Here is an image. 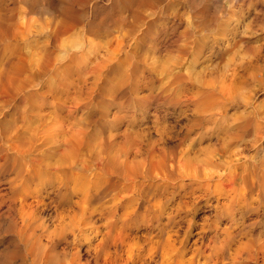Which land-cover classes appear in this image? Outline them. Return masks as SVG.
<instances>
[{
    "label": "clouds",
    "instance_id": "9594fccd",
    "mask_svg": "<svg viewBox=\"0 0 264 264\" xmlns=\"http://www.w3.org/2000/svg\"><path fill=\"white\" fill-rule=\"evenodd\" d=\"M258 4L264 0H22L34 46L61 56L60 69L88 66L116 34L127 41L120 53L128 64L119 55L109 61L83 109L61 110L79 135L75 147L56 140L44 149L29 139L13 149L5 136L25 126L26 116L17 119L28 105L0 102V149L13 153L0 162V264H264V25L248 27L250 14L264 16ZM141 53L153 71L161 57L174 59L167 78L156 87L136 63L139 75L121 87ZM229 77L246 99L236 89L202 116L175 111L189 84L202 97L208 79L215 91ZM148 89L177 117L166 140L152 139L142 106L124 103ZM153 148L167 170L153 171ZM177 150L187 166L178 171ZM133 151L138 170L130 176ZM236 176L231 192L219 187Z\"/></svg>",
    "mask_w": 264,
    "mask_h": 264
},
{
    "label": "rangeland",
    "instance_id": "374dc122",
    "mask_svg": "<svg viewBox=\"0 0 264 264\" xmlns=\"http://www.w3.org/2000/svg\"><path fill=\"white\" fill-rule=\"evenodd\" d=\"M3 3H1L0 0V4L4 6V8L2 6V9H6V7L7 8L13 7L12 9L14 10L13 11L11 9L13 13L12 14L13 20L10 24L6 25L5 28L6 29L7 27L10 28L12 25V30L16 34L12 36L10 40H4L0 45L1 48L0 58H1L2 66L3 63H6L4 64V68H6L7 66L6 71L9 69V71L6 72V73L9 72V74L5 75L4 73L1 77V83H0L1 94L4 99L11 98L14 95L13 91L15 90V86H16L15 82H18L16 80L21 77L23 78L22 81L26 79V77L29 75V71H27L28 68H33L35 72H38L41 70L42 67L41 65L49 64L47 74L49 73L52 74L51 78L47 79L39 89H35L33 87L28 88L30 90L28 95H30V97L27 98V96H25L23 97L24 100L20 99L17 101L20 104L21 108L23 107L24 104L30 106L32 109L30 112L31 114L38 113V111H42L46 113L47 117H45L44 119H46L45 125L47 127L50 126L54 128L56 127L57 124H64L65 126L66 124H70V121L63 120L60 118L61 110L67 113H72L78 107L81 110L83 109L84 105L81 102L87 101L90 96L94 95L97 80L101 76L103 70L105 69V66L108 64L109 61H111L112 57L116 58L119 55L120 61L122 62V63L120 62V64L123 67H126L128 64V60L125 61L123 55L120 52H118L117 36L119 34H116L111 39V42L107 45V51H101L99 57L96 60H93L92 63L86 67L81 68L74 63L73 65L74 74H69L67 70H63L58 67L62 59L61 56L49 55L45 51H42L39 47L34 46V42L32 41L31 36H29L28 34L29 29L26 28L25 26V19L22 14L23 9L21 8L22 0H11V1L4 0ZM1 5H0V9H1ZM256 7L264 9V5L258 4L256 5ZM250 18L253 20L252 24L248 25V27L251 28V31L255 32L257 31L259 26L264 25V16H261L259 18H253L252 15L250 14ZM245 23L247 24V21ZM260 39L264 40V34H261ZM257 42L258 41L254 37L251 40H249L250 45H255ZM69 45L74 47L75 42L70 40ZM243 53L244 50L241 51V54ZM147 55H148L147 53H141L136 56V62L133 64L132 71L130 73H124L120 79L121 87H123L132 76L139 75V72H137L136 70V63H139L142 66L141 71L147 70L150 73V75L154 78L156 82V87H159V84L164 82V79L167 78L168 74L161 73L160 72L161 68L163 65L167 66V68L168 67L170 68L169 65L174 63V59L172 58L166 59L164 57H161L159 63L155 65V70L153 71V69L150 68L145 63ZM12 60L13 61L15 60V62L17 61V63L13 62ZM22 60L25 61L23 62ZM26 62L27 65H25ZM9 63L11 64L8 65ZM21 63H24L25 66ZM12 64H14L13 67L11 66ZM8 66L11 67L8 68ZM16 66L17 68H14ZM20 69L22 71H24L25 69L27 70H25V72H22L20 71ZM19 71L22 72L23 75ZM13 72L19 75L17 76L18 78L16 77V75H13L16 77V78L13 77L12 79L13 81L15 80V82L10 80L12 77V75L10 74H13ZM39 76L41 80L44 79L45 75L40 74ZM40 80L35 81V84H38ZM231 81H232L231 77L221 80L218 86H216L217 90L213 91L214 93L211 92L213 98L209 100H206L203 97H197L196 94L199 91L198 85L189 84L185 88L182 97L185 103L181 104L180 109H176L175 111L178 114L182 112H186L193 118L196 116L197 113H199L202 116L204 114L202 112L203 109L202 107L207 105L208 111L206 113L211 112L213 109L217 108L226 98L231 97L234 91L239 88H240L239 89L240 96L246 99L247 98L246 90L240 86V82L237 81L236 84L234 85L233 81L232 82ZM237 86L238 88H236ZM150 93H152V90L148 89L143 94H137L135 96L130 95L124 100V103L136 104L142 106L144 109V116L147 122V128L151 132L152 139L156 141L166 140L168 136H170L172 133L171 126L172 124H174L175 119L177 117L174 115H169V113L173 112V109L163 106L162 103L163 97H160V99L157 100H153L151 99ZM9 95L11 97H9ZM16 98L18 97L16 96ZM12 101L13 100H11V102ZM206 102L209 103V105L206 104ZM134 131H139V129H134ZM152 152L157 155L161 154L159 148H153ZM128 159L137 160L136 153L134 151L131 152L128 156Z\"/></svg>",
    "mask_w": 264,
    "mask_h": 264
},
{
    "label": "bare ground",
    "instance_id": "6f19581e",
    "mask_svg": "<svg viewBox=\"0 0 264 264\" xmlns=\"http://www.w3.org/2000/svg\"><path fill=\"white\" fill-rule=\"evenodd\" d=\"M3 2H4V0H1V3H3ZM2 6L3 5H1V9H0V45L2 44V42L4 40H10V38L16 34L12 30V25H11L10 28H8V27H7V29L5 28V26L10 24L12 22V20H13V17H12L13 13L11 11V9L13 7L12 8H7L6 7V9H2ZM3 8H4V6H3ZM130 20H131V18H129V21ZM117 38H118V43H117L118 52H120L121 47L122 46H126L127 41L126 40H122L119 35L117 36ZM114 58L115 57H112V59H114ZM126 60L127 59H125V61ZM22 61L24 62L25 60H22ZM13 62H15V60ZM15 63H17V61ZM30 63H31V61H30ZM4 64H6V63H3V66H2L1 58H0V69H2V71H0V83H1L2 75L4 73H5V75L9 74V72L6 73L7 71H9V69L6 71L7 66H6V68H4ZM10 64L11 63H9L8 65H10ZM21 64L24 65V63H21ZM13 65L14 64H12L11 66L13 67ZM25 65H27V62L25 63ZM24 66H23V68H24ZM41 66H42L41 70L38 71V72H35L33 68H28V70L25 69V70L29 71V75L23 81H22L23 78L21 76L23 75L22 72H25V70L22 71L20 69V71H22V72H20V71L19 72L22 73V75L20 76L21 78H19L20 80L19 79L16 80L18 82H15V80L14 81L12 80L13 77L16 78L17 76H19L18 74H15V72H17V71L13 72V74H10V75H12V77L10 76L11 79H10V77H9V79L16 83L15 90L13 91L14 95L12 97L9 95V97H11V98H9V99L5 98L4 99L2 94H1V91H0V102H5V106H8L9 104H11V100L18 101L20 99H23V97H25V96H27V98H29L30 95H28V93H29V89L28 88H32L33 85H35V81L40 80V76H39L40 74L45 75L48 72L49 64H44V65H41ZM10 67L8 66V68H10ZM14 68H17V66L14 67ZM20 68H22V67H20ZM170 70L171 69L169 67L167 68V66L163 65L160 72L169 74ZM10 72H11V70H10ZM13 75H16V77L13 76ZM207 85L209 87V91H207L206 94L203 95L202 97L205 98L206 100H209V99L213 98V95L211 94V92H213V91L211 89L214 86V82L212 80L208 79L207 80ZM0 86H1V84H0ZM236 88H238V86ZM16 96L18 98H16ZM206 104L209 105V103H207V102H206ZM202 108H203L202 109L203 113H206L208 111L207 105H205ZM28 109L29 110H28L27 113L21 112L20 116L17 119L18 123H24L25 122V116H26L27 117V123H25V126L21 127L20 129H18L17 132H16V135L12 136L10 141H8L7 135L5 136L6 142L10 143V146L13 149H15L17 151H22L27 146V142H28L29 139L38 140L39 144L37 145V147L44 148V149H47V148H50V147H54V141H56V140H59V141L63 142L65 144V147H68V146L75 147L77 145V141L79 139V137H78L79 135H78V133H77V131L75 129L70 127V124H66V126L64 124H57L56 127H54V128H52L50 126L47 127L45 125V123H46L45 120L46 119H44L45 117H47L46 113H44L42 111H38V113L31 114L30 113L31 110H32L31 107L28 106ZM193 122H195V120H193ZM45 127H47V128H45ZM159 132H160V130H159ZM62 153H63V149H61V153H58V155H60ZM12 156H13V153H9V152H6V151H3L2 149H0V162H4L5 159H11ZM207 158H208V160L210 162L214 161V154H213L212 151H208ZM221 158H223V154H221ZM136 161L137 160H129V159H127V161H126L125 170L128 173V175H130V176L135 175L137 173L138 165H137ZM175 166H176L177 171L181 167L187 168V166L185 165V162L183 161V159L180 156L179 150H177L176 155H175ZM168 167H169V161H168L167 158H163L162 159L161 158V154L157 155V154L152 152V168H153V171H158L161 168L167 170ZM204 171H206L208 174H213V173L216 172V169L213 168V167H208ZM12 175H15V172H13ZM238 186H239V177L236 176L234 178L226 180L225 183L223 185H220L219 187H222L224 190H226L228 192H231L234 187H238Z\"/></svg>",
    "mask_w": 264,
    "mask_h": 264
}]
</instances>
